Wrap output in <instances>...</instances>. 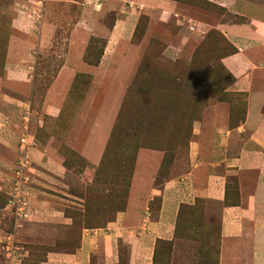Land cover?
<instances>
[{"label":"crops","instance_id":"0c3cea01","mask_svg":"<svg viewBox=\"0 0 264 264\" xmlns=\"http://www.w3.org/2000/svg\"><path fill=\"white\" fill-rule=\"evenodd\" d=\"M107 1L103 7L111 5L118 11V18L104 35L107 46L101 62L94 66L85 63L83 58L90 38L99 37L105 29L96 17L91 16L92 13L99 16L102 10L99 5L102 4L98 0H83L86 17L70 35V52L42 102L41 127L47 118L65 121L68 89L78 75H89L91 86L97 89L102 86L104 76L108 78L110 73H115L112 85L117 89L124 75L136 71L137 53L145 42L144 39L139 45L133 44L139 17L121 8L122 2L128 0ZM129 1L140 3L151 21L156 19L163 25L174 22L180 31L176 36L180 44L172 46L175 50L169 49L165 54L180 56L188 40L181 33V19H187L188 9L174 0ZM208 1L225 8L240 20L238 23L220 20L214 26L234 47V52L223 58V64L234 78L226 94L244 105L238 122L231 123L232 114L226 103L215 106L204 121L195 122L189 143L188 169L184 174L169 175L159 186L156 181L162 171L165 153L140 149L124 211L103 226L82 229L77 247L70 250V239L66 234L63 237L60 234L73 224L62 203L71 202L66 198L71 196L48 178L51 175L63 180L68 170L55 154L53 138L44 142L33 136L36 147L29 151V156L37 167L35 185L30 190L34 214L25 224L30 226L17 231L20 240L13 246L12 253L9 252L10 264L35 263L34 248L37 247L47 250L38 264H153L158 242L176 240L181 208L193 206L198 200L216 203L221 210L219 264H247L243 249L248 248L256 251L254 264L263 262L264 2ZM32 17L31 48L20 50L6 66L8 73L19 74L21 81L16 83L23 88L36 87L38 60L53 40L52 29L44 23L43 15ZM165 38L160 37V40H167ZM5 81L0 79V108L7 103L20 105L17 120L0 111V193L7 197L26 117L31 128L34 100L21 102L7 97L1 93V82ZM119 98V94H110L106 109L97 114L82 147V156L90 171L98 167L103 157ZM93 180V176L88 179L89 182Z\"/></svg>","mask_w":264,"mask_h":264},{"label":"rangeland","instance_id":"374dc122","mask_svg":"<svg viewBox=\"0 0 264 264\" xmlns=\"http://www.w3.org/2000/svg\"><path fill=\"white\" fill-rule=\"evenodd\" d=\"M174 1L188 9L187 19H181V33L188 40L180 56L165 54L169 49L175 50L172 46L180 44L176 40L180 31L173 21L164 25L156 19L151 21L140 3L122 2L123 10L139 17L133 44L139 45L145 39L137 53L136 71L121 76L123 79L119 77L123 82L117 89L112 85L115 73H110L108 78L104 76L102 86L97 89L91 86L89 75H78L68 89L65 121L47 118L41 127L42 102L70 52V35L86 17L83 0H0V79L7 81L1 82V93L21 102L34 100L29 132L36 140L47 142L53 138L55 154L68 170L63 180L47 175L71 196L66 198L75 203L62 202L66 215L73 219L72 226L60 234L70 239L69 250L77 247L82 229L103 226L124 209L136 153L140 149L151 146L157 151L167 150L163 170L157 179L160 185L169 175L184 174L188 169L189 143L195 122L204 121L207 113L221 103L230 108L232 124L238 122L244 111V105L225 92L234 78L225 69L223 58L231 55L234 47L214 27L220 20L236 23L240 20L208 0ZM106 2L98 0L102 10L99 16L91 15L105 27V33L91 37L85 49L84 62L94 66L99 65L106 50L104 35L118 18V11L111 5L103 7ZM36 15L37 18L43 15L44 23L52 29L53 40L38 60L36 87L23 88L16 83L20 80L19 74L8 73L6 66L20 50L31 48L29 29L33 26L32 16ZM191 22L205 33L190 31ZM160 37L167 40L162 41ZM110 94L120 95L114 124L100 164L90 171L81 150L97 114L106 109ZM6 105L1 106L0 111L17 120L20 105ZM17 157L18 160L19 148ZM28 161L31 192L37 167L29 152ZM90 176L94 177L92 182L88 181ZM5 199L0 193V264H10L9 252L12 253L13 246L20 240L17 231L30 226H25L28 221L16 223L5 210ZM220 227L221 210L216 203L198 200L193 206H183L176 240L158 242L153 264H219ZM34 250L33 264H38L47 250L38 247ZM243 250L247 264H254L255 249ZM262 258L264 264V253Z\"/></svg>","mask_w":264,"mask_h":264},{"label":"built area","instance_id":"2783aa9c","mask_svg":"<svg viewBox=\"0 0 264 264\" xmlns=\"http://www.w3.org/2000/svg\"><path fill=\"white\" fill-rule=\"evenodd\" d=\"M200 28L199 25L193 22L189 25L190 31L204 34V30ZM24 121V132L18 143L20 158L10 173L9 192L6 197L7 204L5 207V210L14 217L16 223L30 221L34 214L31 203L32 195L29 192L30 185H32L31 176L27 169L29 165L28 152L36 147V143L29 132V118L26 117ZM6 247L8 250L10 249V247Z\"/></svg>","mask_w":264,"mask_h":264},{"label":"trees","instance_id":"16d2710c","mask_svg":"<svg viewBox=\"0 0 264 264\" xmlns=\"http://www.w3.org/2000/svg\"><path fill=\"white\" fill-rule=\"evenodd\" d=\"M143 68H145V65H143L142 66V69ZM234 81V80H233ZM123 115H124V113H123ZM116 132H117V129H116ZM113 141H115V136H114V138H112V143H113ZM146 149H151V150H157V149H153V147H151V146H149V147H147ZM160 151H162V152H164L165 153V159H166V152H167V150L166 149H164V148H162V149H160ZM136 157H137V153H136ZM136 157H135V162H136ZM164 159V160H165ZM135 162H134V166H133V170H132V175H133V171H134V167H135ZM162 170H163V166H162ZM162 172V171H161ZM161 174V173H160ZM131 181H132V176H131ZM130 185H131V182H130ZM130 185H129V187H130ZM156 185H157V181H156ZM161 185V184H160ZM159 186V185H158ZM129 187H128V191H129ZM127 197H128V192H127V194H126V202H127ZM7 203V200L5 199V204ZM126 208V204H125V207H124V209ZM124 209L123 210H121L120 212H122V211H124ZM119 213V212H118ZM180 215H181V211H180ZM179 219H180V217H179ZM178 226H179V221H178ZM177 233V232H176Z\"/></svg>","mask_w":264,"mask_h":264}]
</instances>
